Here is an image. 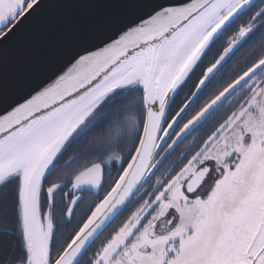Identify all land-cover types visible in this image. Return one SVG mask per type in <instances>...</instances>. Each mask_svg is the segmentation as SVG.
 I'll return each mask as SVG.
<instances>
[{"label":"snow or ice","instance_id":"obj_1","mask_svg":"<svg viewBox=\"0 0 264 264\" xmlns=\"http://www.w3.org/2000/svg\"><path fill=\"white\" fill-rule=\"evenodd\" d=\"M0 224V264H264V0L152 4L0 115Z\"/></svg>","mask_w":264,"mask_h":264},{"label":"water","instance_id":"obj_2","mask_svg":"<svg viewBox=\"0 0 264 264\" xmlns=\"http://www.w3.org/2000/svg\"><path fill=\"white\" fill-rule=\"evenodd\" d=\"M167 0H38L0 37V115Z\"/></svg>","mask_w":264,"mask_h":264},{"label":"flooded vegetation","instance_id":"obj_3","mask_svg":"<svg viewBox=\"0 0 264 264\" xmlns=\"http://www.w3.org/2000/svg\"><path fill=\"white\" fill-rule=\"evenodd\" d=\"M27 5H26V3H25V7H26ZM11 26V24L8 26V27H10ZM5 31H7V29H5ZM183 150V146H181V148L180 149H178L177 150V153L179 152V151H182ZM170 159H175V156L174 157H172V158H170ZM114 175H115V173H114ZM58 224H59V222H58ZM3 227V226H2ZM6 227V226H5ZM5 227H3V228H5ZM3 228H1L0 227V230H2ZM65 235H67V233H65ZM0 240H3V237H0ZM0 258H2V257H0Z\"/></svg>","mask_w":264,"mask_h":264},{"label":"trees","instance_id":"obj_4","mask_svg":"<svg viewBox=\"0 0 264 264\" xmlns=\"http://www.w3.org/2000/svg\"><path fill=\"white\" fill-rule=\"evenodd\" d=\"M213 52H215V49H213ZM211 58V54H209V59ZM205 63H207V60L205 61ZM185 91L187 92L188 89H185ZM183 96V94H181Z\"/></svg>","mask_w":264,"mask_h":264},{"label":"rangeland","instance_id":"obj_5","mask_svg":"<svg viewBox=\"0 0 264 264\" xmlns=\"http://www.w3.org/2000/svg\"><path fill=\"white\" fill-rule=\"evenodd\" d=\"M2 226H3V227H5V225H3V224H0V227H1V228H3Z\"/></svg>","mask_w":264,"mask_h":264}]
</instances>
